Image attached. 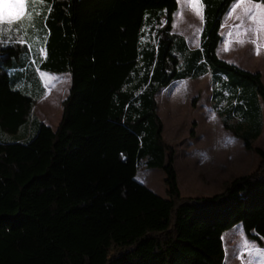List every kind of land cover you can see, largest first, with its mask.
<instances>
[{
  "label": "trees",
  "instance_id": "trees-1",
  "mask_svg": "<svg viewBox=\"0 0 264 264\" xmlns=\"http://www.w3.org/2000/svg\"><path fill=\"white\" fill-rule=\"evenodd\" d=\"M235 1L200 0L195 48L172 30L177 0H44L34 30L13 21L0 40V264H224L222 234L239 223L261 243L264 80L217 55ZM39 71L70 74L55 128L33 112ZM206 74L222 127L259 162L218 193L184 197L157 95ZM140 167L163 171L164 197L135 179Z\"/></svg>",
  "mask_w": 264,
  "mask_h": 264
},
{
  "label": "rangeland",
  "instance_id": "rangeland-1",
  "mask_svg": "<svg viewBox=\"0 0 264 264\" xmlns=\"http://www.w3.org/2000/svg\"><path fill=\"white\" fill-rule=\"evenodd\" d=\"M177 2L178 10L174 15L172 30L184 37L188 47L195 48L199 44L202 20L191 6V0ZM237 3H241V0L233 2L224 16L220 35L222 43L235 40L239 44L238 48L225 50L224 57L217 47V54L219 58L245 70L261 71L264 74V59L257 53H249L254 47L253 40L259 43L264 39V14L259 17L260 23H254L244 14V9L250 4L261 3L243 0L242 3L248 4L241 5L233 12L232 9ZM5 25L8 23L5 22L0 27ZM2 38L0 36V40ZM241 40L243 43L239 42ZM27 44L32 52L38 49V44L33 41ZM38 76L45 88V94L37 101L33 112L43 123L55 128L61 118V102L70 86V74L57 75L39 71ZM48 77L59 79L49 81ZM208 85L210 86V79L205 77L173 80L157 95V113L162 121V135L165 142L174 149L173 165L180 193L184 197L218 193L233 177L254 171L259 162L255 152L245 150L238 143L241 141L236 139V142L224 131L216 113L210 107ZM194 97L196 103L192 107L191 101ZM261 106L264 116V103ZM253 147L264 151V128L254 141ZM135 179L154 193L165 196L164 174L160 168L140 167L135 173Z\"/></svg>",
  "mask_w": 264,
  "mask_h": 264
},
{
  "label": "crops",
  "instance_id": "crops-1",
  "mask_svg": "<svg viewBox=\"0 0 264 264\" xmlns=\"http://www.w3.org/2000/svg\"><path fill=\"white\" fill-rule=\"evenodd\" d=\"M240 4L245 5L248 3H240ZM230 8H231V6H230ZM230 8H229V10H230ZM224 18L225 17H223V20H224ZM252 44L254 45V47H252V49L249 50V53H257V50H258V53H259L261 59H264V39H262V41H259V43L257 40H253ZM238 45L236 44L235 40L225 44V43H222L221 39H220L217 47H218V50L221 52V54L224 56V55H226L225 50L237 49ZM189 48H191V47H189ZM259 49H261V50H259ZM260 51H261V53H260ZM224 57H226V56H224ZM225 61H227V60H225ZM227 62H229V61H227ZM259 72L261 73L262 80H264V74H262L261 71H259ZM204 77L207 79L208 78L210 79V74H206V75L199 77V78H196V79H202ZM208 87H210L209 89H210V93H211V80H210V86L208 85ZM210 107H211V96H210ZM211 109H212V107H211ZM212 111H213V109H212ZM218 119H219V117H218ZM224 131L227 132L225 129H224ZM227 133L231 136V138L233 140L238 142L236 140L238 138L232 136L229 132H227ZM239 141H241V140H239ZM238 143L242 144V146H243L242 141L238 142ZM256 167H257V164H256ZM240 175H237L235 177H238ZM235 177H233V178H235ZM232 179H230L229 181H231ZM228 182H226L225 185ZM224 186H223V188H224ZM222 241H223L224 252H225L224 264H264V239H262L261 243L259 244L255 240L248 238L245 235L243 227L240 223L236 224L235 226H233L229 230L225 231L222 234Z\"/></svg>",
  "mask_w": 264,
  "mask_h": 264
},
{
  "label": "snow or ice",
  "instance_id": "snow-or-ice-1",
  "mask_svg": "<svg viewBox=\"0 0 264 264\" xmlns=\"http://www.w3.org/2000/svg\"><path fill=\"white\" fill-rule=\"evenodd\" d=\"M243 0H241V3ZM44 6V0H39V4L36 3V0L29 5L26 3V0H0V25H4L5 22L8 23L9 27L4 28L0 27V36H7V34L12 31L13 21H23L17 23L15 30L27 34L29 29L34 30L35 20L34 17H38L40 14L41 7ZM191 6L196 9V14L200 16L203 20L202 14V5L200 0H191ZM241 7L240 3L234 5L232 11L234 12L236 8ZM26 9H28L26 11ZM50 10V9H48ZM231 14V13H230ZM244 14L248 16L254 23H260L259 17L261 14H264V6L261 4H250L244 9ZM20 42L23 41V36L19 38ZM243 43V41H239ZM41 53H44V49H40ZM257 54L258 50H257ZM44 75L43 73L41 74ZM49 81L56 80L59 78L48 77ZM246 246V245H245Z\"/></svg>",
  "mask_w": 264,
  "mask_h": 264
}]
</instances>
